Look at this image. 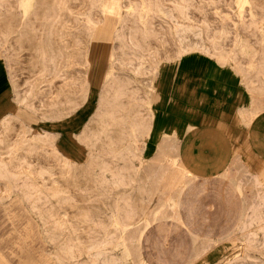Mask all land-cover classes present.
<instances>
[{"label": "rangeland", "instance_id": "obj_1", "mask_svg": "<svg viewBox=\"0 0 264 264\" xmlns=\"http://www.w3.org/2000/svg\"><path fill=\"white\" fill-rule=\"evenodd\" d=\"M20 1L0 0V248L8 264H62L68 251L69 264H121L124 228L141 235L145 262L156 264L159 247L192 249L190 230L215 238L228 230L220 180L194 198L192 223L146 224L186 169L181 159L168 168L167 188L148 208L139 170L153 153L152 105L165 63L193 55L231 68L248 93L237 121L264 114V0H34L28 13ZM101 116L109 132L95 142L91 126ZM132 136L144 157L123 148ZM251 199L238 236L191 264H264V191ZM234 206L231 216L241 214Z\"/></svg>", "mask_w": 264, "mask_h": 264}, {"label": "crops", "instance_id": "obj_2", "mask_svg": "<svg viewBox=\"0 0 264 264\" xmlns=\"http://www.w3.org/2000/svg\"><path fill=\"white\" fill-rule=\"evenodd\" d=\"M157 81L160 83L156 90L159 98L152 105L150 146L155 151L160 137L163 136L180 140L182 165L184 164L186 172L191 175V181L180 195L178 208L172 211L179 214V219L169 216L155 222L161 224L164 219L172 218L179 223H192L195 216L192 206L194 198L205 189L207 182L220 180L224 184L226 224H230L228 230L223 231L217 238L212 237L209 231L190 230L192 243L189 244L192 249L189 246L184 252L181 246L175 247L170 254L163 247L157 249L156 264H176L179 261L190 263L196 260H190V257L193 255L194 244L199 239L234 238L229 233L236 230L240 222L228 218L235 213L234 205L239 207L241 215L243 207L234 197L237 189L230 183L237 174L233 164L241 159L242 163L250 164L251 168L261 170L264 161V114L256 116L249 126L244 125L241 120L237 121V113H241L240 107L244 106L239 96L243 97L248 93L240 88L236 73L231 68L222 67L213 61H204L189 55L176 64L165 63L160 68ZM244 144L250 146L248 151L241 150ZM242 154L246 159L242 158ZM181 209L186 210L184 216L180 214ZM159 229L160 237L165 240L166 231ZM223 235L229 237L224 238ZM174 250L177 251L176 254L173 253ZM159 253L163 255L161 260L158 259ZM0 263L8 264V255L3 254L1 248Z\"/></svg>", "mask_w": 264, "mask_h": 264}, {"label": "bare ground", "instance_id": "obj_3", "mask_svg": "<svg viewBox=\"0 0 264 264\" xmlns=\"http://www.w3.org/2000/svg\"><path fill=\"white\" fill-rule=\"evenodd\" d=\"M20 2H21V8L24 13H28L34 5V0H21ZM238 2L242 5L243 3L248 2V1L238 0ZM110 8H111L110 6L107 7V9L105 10V14H107V12L110 13ZM113 74L114 73L112 69H109V71L105 75V78L110 79ZM104 103L106 104L107 102L104 101ZM262 110L263 109L256 110L250 115L247 114V112L246 113L243 112V117L245 118V123L247 124V126H249V124L252 121H254L253 120L255 119L254 117L258 116ZM150 112H151V109H150ZM107 120L108 118H106V116H101L100 121L99 122L95 121L94 124L91 126L93 132L95 131L94 132L95 135L91 136L93 141L98 142L101 140L103 136L101 137L100 133L108 134L109 131H106L104 126L101 125V122L105 124ZM128 122H130L129 119L125 123L124 121H122L121 123L125 129L127 128V125L129 124ZM148 136L149 134H147L145 138ZM25 137L28 140L30 138L29 136H25ZM123 143H124L123 144L124 149L129 150L130 152L131 151L135 153L139 152V154L143 156L141 153L143 151L139 150L140 143H139L138 138L132 136L129 139H125ZM180 159H181L180 140H176L175 137H170V136H163L157 145V149L153 151L151 156L149 158L144 157V160L142 161L144 162V166L141 170H139V174L142 180L145 182L144 188L146 189V192H147V200H146L147 208L150 205H152L153 202H155V196L157 194V190L161 188H165V187L167 188L166 184L162 183L163 181L162 178L165 176L166 171L168 170L170 166L179 165ZM250 166H251L250 164H244L241 161H238L237 164L235 163L233 164V167L236 168L237 174H236V177L232 178L230 183L234 189H237V191L239 190L238 193H240L241 197L238 200L240 201L241 207H243V213L242 215L239 214V215H235L234 217L230 215L231 218H228L230 220L240 222L241 219L246 216L245 212L248 209V207L253 204V201H252L253 199L251 198L257 199L261 197L264 191V162H263V166L261 170H259L260 174L256 172L253 173L251 170L255 169L257 171V169L254 167L251 168ZM190 181H191V175L185 171L181 176L180 184L175 186L173 193L169 197L166 196L165 200H163L162 203L160 202L161 204L159 203V207L155 208L150 214L144 215L143 221L146 224H151L159 219H163L169 216H174L175 219H179V214L173 213L172 211L178 208L179 202H180V195L182 191H184V189L189 185ZM248 193L251 194V198L247 196ZM238 231H239V227L236 230L229 233V235L232 237H236L238 236ZM229 235H223V237L228 238ZM140 237L141 235L138 234V232L134 229H129V230L127 228L123 229L121 240L118 242L117 247H116L117 259L122 261L121 264H126V262L129 264H148L145 262L141 249L139 247L138 241L140 240ZM223 240L224 239H215V240H206V238L199 239L198 243L194 244L193 255L190 257L191 258L190 260H193L194 258L199 257L207 249L211 248L215 243L217 242L219 243ZM173 253L176 254L177 251L174 250ZM179 255H182V254H179ZM73 258L74 257L72 253L68 251L67 258L61 261L65 264H69L71 263V260ZM162 258H163L162 253H159L158 259L161 260ZM187 264H191V262ZM231 264H243V262L234 261Z\"/></svg>", "mask_w": 264, "mask_h": 264}]
</instances>
